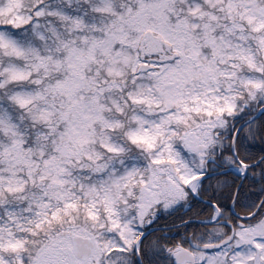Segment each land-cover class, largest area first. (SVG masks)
Wrapping results in <instances>:
<instances>
[{
	"label": "snow or ice",
	"instance_id": "snow-or-ice-1",
	"mask_svg": "<svg viewBox=\"0 0 264 264\" xmlns=\"http://www.w3.org/2000/svg\"><path fill=\"white\" fill-rule=\"evenodd\" d=\"M0 264H264V0H0Z\"/></svg>",
	"mask_w": 264,
	"mask_h": 264
}]
</instances>
